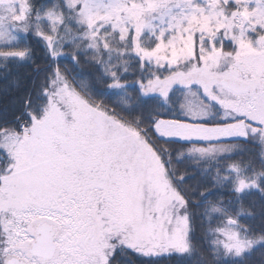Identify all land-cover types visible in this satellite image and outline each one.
<instances>
[{"label":"snow or ice","instance_id":"6c2138e0","mask_svg":"<svg viewBox=\"0 0 264 264\" xmlns=\"http://www.w3.org/2000/svg\"><path fill=\"white\" fill-rule=\"evenodd\" d=\"M0 264H264V0H0Z\"/></svg>","mask_w":264,"mask_h":264},{"label":"trees","instance_id":"16d2710c","mask_svg":"<svg viewBox=\"0 0 264 264\" xmlns=\"http://www.w3.org/2000/svg\"><path fill=\"white\" fill-rule=\"evenodd\" d=\"M12 99V95H5L3 92H0V107L10 104Z\"/></svg>","mask_w":264,"mask_h":264}]
</instances>
